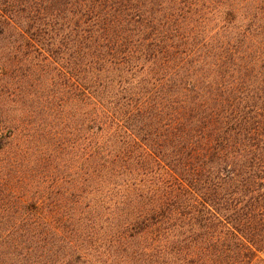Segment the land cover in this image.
I'll return each mask as SVG.
<instances>
[{"label": "trees", "instance_id": "1", "mask_svg": "<svg viewBox=\"0 0 264 264\" xmlns=\"http://www.w3.org/2000/svg\"><path fill=\"white\" fill-rule=\"evenodd\" d=\"M10 84L0 264H264V0H0Z\"/></svg>", "mask_w": 264, "mask_h": 264}, {"label": "rangeland", "instance_id": "2", "mask_svg": "<svg viewBox=\"0 0 264 264\" xmlns=\"http://www.w3.org/2000/svg\"><path fill=\"white\" fill-rule=\"evenodd\" d=\"M17 86L15 84L11 85L10 84V90H6L5 88H1V97H0V109L1 112L4 114L5 118L7 119H12L14 122L18 123L19 127V135L16 137L18 138L19 142L24 141V140H29V148L25 152L19 153L20 156V161L21 163H26L28 161L30 162H35L40 158L43 153H49L52 149H54V146H58V140L57 137L54 136L51 141H48V145L46 141L44 140V136L38 135V133H41L43 128L40 127V130L38 131L37 127V121L36 117L38 113H34L32 110V105L31 102L27 98L26 93H17V91H14V89ZM12 93L11 96L7 94V91H11ZM18 90V89H17ZM27 118V120H26ZM29 119V120H28ZM34 120V121H33ZM66 140V138L64 137ZM75 144V139L73 140ZM77 146H74V153H77ZM62 148H65V145L62 146ZM46 176L42 175L41 177L43 178L45 176V182H41L42 185L48 186L51 189H53L56 184L53 183L50 173H51V168L50 166V160L46 161ZM62 180L59 178L57 182ZM53 187V188H52ZM45 196H47L45 194ZM44 196V197H45ZM51 196L55 197L53 193H51ZM48 197V196H47ZM46 200L50 201L51 199L48 197ZM115 200L111 199H99V198H94V199H87L84 200V203H89L90 206L94 207L93 209H97V211H101L104 214H107L110 212V210L116 209L117 206L116 203L114 202ZM65 201H63L61 204H64ZM65 209V208H63ZM86 215H90L91 212L89 209H85ZM261 257L264 259V252L261 254Z\"/></svg>", "mask_w": 264, "mask_h": 264}]
</instances>
